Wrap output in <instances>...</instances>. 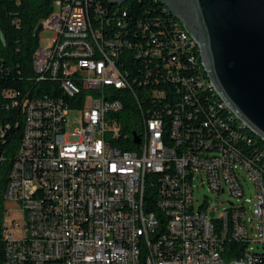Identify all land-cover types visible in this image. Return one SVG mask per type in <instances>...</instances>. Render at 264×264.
Here are the masks:
<instances>
[{
    "label": "built area",
    "instance_id": "obj_1",
    "mask_svg": "<svg viewBox=\"0 0 264 264\" xmlns=\"http://www.w3.org/2000/svg\"><path fill=\"white\" fill-rule=\"evenodd\" d=\"M90 1L56 0L43 24L53 44L37 49L35 69L40 79H59L61 95L22 100V142L0 189V264H264V253L248 247L264 243V150L224 129L199 97V73L182 74L179 54L197 58L192 39L179 28L151 48L110 37L93 25ZM140 59L142 73L128 70ZM62 83L79 100L64 95ZM73 110L81 113L75 130ZM135 121L139 131L122 133ZM120 137L134 148L118 147ZM243 145L256 148L251 157ZM243 169L257 196L241 201ZM200 184L218 202L226 192L237 201L218 214L209 197L197 204ZM226 237L246 244L240 258L222 256Z\"/></svg>",
    "mask_w": 264,
    "mask_h": 264
},
{
    "label": "trees",
    "instance_id": "obj_2",
    "mask_svg": "<svg viewBox=\"0 0 264 264\" xmlns=\"http://www.w3.org/2000/svg\"><path fill=\"white\" fill-rule=\"evenodd\" d=\"M97 4L102 5L103 12L96 11ZM56 9V0H0V158H2L0 189L2 192L9 180L12 163L22 142L24 122L22 100L25 97L61 95L60 80L49 76L40 79L35 69V53L40 47L43 24ZM88 11L93 25L101 28L106 35L115 37L118 34L121 39L142 45L143 48L167 43L175 34V28H179L181 34L185 35L175 18L156 0H122L121 2L91 0ZM191 55L197 58L189 60L187 54H179L182 74L191 76L199 73L201 83L207 84L208 78L203 71L198 49L194 48ZM140 61L141 59L136 64L138 68L135 67L134 62L132 65L127 64L126 67L130 71L142 73L145 67L140 64ZM148 64L153 66L150 61ZM165 85L169 86L170 83ZM206 86H202L205 92L199 94V97L208 99L210 111L215 114L221 124H224V129L234 134H241L242 138L252 140L255 147L264 150V141L253 132L241 129L236 121L229 120L225 115L226 110L221 106L215 93ZM180 88L182 90L181 86ZM16 101L18 104H15ZM122 113L128 116L129 111L124 110L119 116ZM133 130L139 131L126 125L122 127V133L128 134ZM117 146L123 149L134 148L128 137H120ZM255 147L243 145L244 154L251 157L256 150ZM155 188L156 185L149 186L148 198L154 194ZM4 206L5 198L2 194L0 209L3 210ZM245 249V243L226 237L223 242L222 256L227 261H231L240 258ZM3 252V244L0 240V261L4 258Z\"/></svg>",
    "mask_w": 264,
    "mask_h": 264
},
{
    "label": "water",
    "instance_id": "obj_3",
    "mask_svg": "<svg viewBox=\"0 0 264 264\" xmlns=\"http://www.w3.org/2000/svg\"><path fill=\"white\" fill-rule=\"evenodd\" d=\"M158 1L195 40L219 97L264 141V0Z\"/></svg>",
    "mask_w": 264,
    "mask_h": 264
},
{
    "label": "rangeland",
    "instance_id": "obj_4",
    "mask_svg": "<svg viewBox=\"0 0 264 264\" xmlns=\"http://www.w3.org/2000/svg\"><path fill=\"white\" fill-rule=\"evenodd\" d=\"M53 38H54V32L52 30L44 29L40 35V46L50 47L53 44V40H52ZM88 103H89V100L86 103L87 107H88ZM69 117L73 120L69 122V126H71L72 130H75L76 128L80 126V124H78V121H77L81 117L80 110H73L71 114L69 115ZM131 125L132 127H135L136 129H138L139 127L138 122L136 121L132 122ZM128 135H132V132H129ZM243 174L245 176V179H243L244 197L241 199V201L245 199H249V200H251L252 198L254 199L257 196L256 185L254 184L251 176L248 174V172L245 169H243ZM224 186L226 187V184H224ZM194 196L196 199L199 198V201L197 202V204L201 203L206 197H209L211 201L214 203V205L219 207V209L217 210L218 214L224 208L229 207L228 202L237 201L236 198L232 197L228 192H226L221 195V199H219L220 202H218L216 200L217 195L210 190L208 185L202 186L201 184L199 188L197 187L195 188ZM251 217H252V213H251V208H250L247 212V222H248L249 227L251 226L250 225ZM253 225H254V229H256V224L253 223ZM248 247L252 248L255 252L264 253V243L250 242Z\"/></svg>",
    "mask_w": 264,
    "mask_h": 264
},
{
    "label": "bare ground",
    "instance_id": "obj_5",
    "mask_svg": "<svg viewBox=\"0 0 264 264\" xmlns=\"http://www.w3.org/2000/svg\"><path fill=\"white\" fill-rule=\"evenodd\" d=\"M157 2H159L158 0H156ZM160 3V2H159ZM164 6V5H163ZM164 8L168 11V9L164 6ZM169 12V11H168ZM170 13V12H169ZM171 14V13H170ZM172 15V14H171ZM173 17H174V15H172ZM175 18V17H174ZM175 20L179 23V25L182 27V29L184 30V32H185V35H183L184 36V38L185 39H192V43H193V45H194V48H196V49H198V52H199V54H200V49H199V47H198V45L196 44V42H195V40L186 32V30L184 29V27L181 25V23L175 18ZM200 56V55H199ZM193 59V58H192ZM200 60H201V57H200ZM201 63H202V68H203V71H204V73H205V75H206V77L208 78V83L206 84V83H201L202 84V86H206V87H208V89L209 90H211L212 92H214L215 93V95L217 96V98L219 99V101L222 103V104H225V107L224 106H222L225 110H231L229 107H228V105L219 97V95L217 94V92L215 91V89H214V87H213V85H212V83H211V81H210V79H209V77H208V75H207V73H206V71H205V68H204V66H203V62H202V60H201ZM62 92H63V94L64 95H66L69 99H71V100H79V92L76 90V88L73 86V85H71V84H69V83H62ZM86 103L87 102H81V109H88V107L86 106ZM208 104H209V101H208ZM210 108V107H209ZM225 115H227L226 114V112H225ZM228 116V115H227ZM228 118H229V116H228ZM231 121H234V120H231ZM240 126H241V129H245V130H247V131H249L248 129H246L245 128V125H244V123H241V122H238V121H236ZM252 141V140H251ZM232 264H239V263H232Z\"/></svg>",
    "mask_w": 264,
    "mask_h": 264
}]
</instances>
